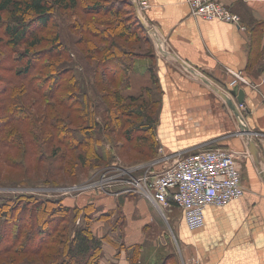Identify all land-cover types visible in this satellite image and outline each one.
<instances>
[{
	"label": "crops",
	"instance_id": "obj_1",
	"mask_svg": "<svg viewBox=\"0 0 264 264\" xmlns=\"http://www.w3.org/2000/svg\"><path fill=\"white\" fill-rule=\"evenodd\" d=\"M145 1L143 14L163 48L145 30L154 46L147 70L157 75L163 93L157 134L164 148L173 156L208 146L243 150L245 138L224 93L264 149V0H221L240 16L239 24L196 17L187 0ZM234 73L246 82H235ZM235 85L245 91L243 108L229 93ZM246 172L245 195L224 206L209 205L204 226L195 230L141 194L122 197L123 246L105 242L98 264H264V171L250 157ZM123 192L100 202L116 208ZM156 208L162 216L155 215ZM104 225L96 220L94 233L102 236ZM171 239L178 247L169 245Z\"/></svg>",
	"mask_w": 264,
	"mask_h": 264
},
{
	"label": "rangeland",
	"instance_id": "obj_2",
	"mask_svg": "<svg viewBox=\"0 0 264 264\" xmlns=\"http://www.w3.org/2000/svg\"><path fill=\"white\" fill-rule=\"evenodd\" d=\"M78 1L79 6H77L73 11L61 10L58 8L52 9L49 26L44 31L42 30L40 32V36L43 37V40L35 50L41 51L50 47V42L56 37V35L59 42H68L70 46L75 48L74 51L77 55L75 54L74 56L72 54V58H63L64 62H61V65L65 63V67H70V72H72L71 75L81 76V79L83 82H85V85L86 82H88L90 83L91 87L92 83H96L97 81L98 84H96L97 89L89 88V95L91 98H87L86 96L83 97L81 91L79 92V90H75L74 92H72L75 93L74 101L81 100L80 103H89V105L91 106V111L93 113L94 121H96V123H102L104 128L106 126L105 122H112L115 120V116H111V114L108 113V108L113 109V111L120 110L121 112L124 108L125 111L129 113L131 109H136L137 106L144 101L147 105V109L145 108L147 111L143 110L144 115L142 116H139L136 110L130 112L132 113L130 114V116L125 115V123L123 124V126H120V129L114 132L111 136L104 135L105 137L107 136L106 138H104L102 137V134L98 133V130L95 132V135L100 134V143L97 145V147H99L100 149L102 148L101 150L106 154V156H110L109 160L106 159V161H101V163H93L89 160L86 163L87 165H84L80 160L75 158L78 155L79 151H81V148H78L75 151H71L66 156V158H59L60 156L58 154L64 153V151H66V148L64 146H60L53 138L49 144H46L47 141L44 139V136L39 133L40 128L38 126L41 125V122H38L36 114H38L40 111L36 110L37 108L35 109V107H33L36 99L39 100V94L33 92L26 84L27 81L34 76H29L27 78L28 80L24 78L20 79L14 70H6L0 68V73L4 77L11 78L14 86L17 85L16 88L12 90L11 94L0 93V103L2 101L7 102L8 99L6 97H8L7 95L9 94L11 96L13 95L14 97L20 96L21 106L26 107V112H30L33 114V123H31V120H27L25 124L14 123L13 126L22 130L23 133L20 131L22 133L21 137L26 141L28 139V136H26V134L24 133L25 129L29 128L35 130L36 133L38 131V134H40V136L36 139V145L39 146L41 151L43 150L44 155L43 158L36 160L35 155L29 154L28 150L25 153L24 148L27 144L25 146L24 144H22L17 150L8 147H0V205H4L5 210H10L15 207L16 211L18 209H24L28 211L29 209H32L34 211H37L36 208L38 209V204L41 203L40 201H45L48 197H51L61 198L62 204L69 207V210L65 211L66 221L60 220L62 217L50 215L45 217H49L48 219H50L46 221V225L41 226L39 225V219L41 218L42 221L44 220L43 213H45V211H43V213H40V218L38 216L35 219H32V217L30 216L23 217V215L22 217H19L17 215L16 217H18L19 221H21L22 226L21 228H17V232L15 226L17 222H14L15 220L13 219L12 222H10V220H7L4 224V227L2 228V231L0 230V234H3L5 238L10 240L16 236V233L20 234L18 235L17 241L13 243H9L6 239L0 240L1 248L13 244V248L10 249L9 252L5 251L0 253V264H10V262L12 261H14L15 264H56L57 261H59L58 264H62L63 262H61V260L63 258L60 259L62 257V253L58 252L59 250H63V242L60 243V241H62L60 239V236L64 235L65 241H69V239L72 238L74 229L79 227L91 228L96 220H102L104 222L105 225L102 227V229H104L103 234H105L107 231H110L112 226L114 228L113 232L108 238L109 240H105L103 245L105 244V242L112 243V240L116 242L115 244L118 246V248H121L124 242L123 227L125 225V215L122 207L118 205L116 208L108 209L105 204L100 202V198L106 195H100L99 193L88 195L89 198L87 200L85 195H82L78 198L73 197V200L71 201L69 197L64 195V192L67 188L86 186L96 179H99L103 175L117 174V176L122 175V178H127V173L139 175L149 169L152 165L155 169H159L163 165V158L173 157V154H171L172 152L170 153L167 149H165L158 139L157 128L160 121L163 93L159 89L158 82L154 79H149L150 75L147 67L150 65V56L154 51L150 44L142 43L141 45H137L134 48L136 49L135 54L137 56L134 57L133 64H131L133 68L131 74H121L122 94L123 97H125V102L113 103L111 101V92H106H109L110 89L116 87L117 84L112 83L110 80H108V78H106L104 74H102V71V73H99L98 70L96 71V58L88 59V57H84L85 52H90V48L85 45V43L77 42L81 36L87 35V33L84 32L83 28L88 26L89 20L94 17V14L86 13V10H88L87 6H93L94 4L98 2L101 3L103 1H109L112 3L114 2L118 5V7L120 6V10L122 12H125V14L134 18L132 9L130 8L131 6L129 5V2L131 3V0ZM0 16V62L1 65L12 67V69H17L15 57L23 51V46L14 47L8 43L5 33H3L5 20L8 19V15L1 14ZM26 17L29 20H32V15H27ZM136 19L141 23L138 15ZM102 27L103 26L101 25L98 26V24H94L95 29H101ZM57 30H59V34ZM39 57L40 58L38 60V64L34 68L32 73L38 78H40L42 76V73L44 72L40 69V66L45 63L47 55ZM88 68H90V70H88ZM126 75L129 76L128 79ZM69 76L70 75L68 74V77ZM62 77H60L59 81H65L67 79V74L64 76V78ZM125 81L127 82L124 83ZM103 83L107 84L108 87L104 86L101 88V84ZM23 85L27 86L29 90H19L18 87ZM119 87L121 88V85H119ZM150 87L151 92H149ZM152 93L156 94L154 95ZM53 102L55 104V109L62 113L63 116L70 117L72 115V113H68V111L63 109V107L56 103V101L53 100ZM50 110L51 107H49V112L51 115L57 114V111L53 110V106L52 111ZM3 113L6 114V110H4ZM53 117H51L47 121V124L50 128L51 124H53ZM96 123L92 124L95 126ZM147 126L150 128L146 130L147 132H145L148 134L146 135L147 141L144 140V142L152 145V148L145 151L141 150L143 148H141V143L140 141H138L139 137L136 136L143 135L142 127ZM105 129L104 131L105 133H107V129ZM129 131L131 136L130 138H128L127 134L129 133ZM28 147L30 148V143H28ZM207 148H209V146ZM67 158H73L74 160L71 159L69 161L70 163H68ZM247 160H241L244 187L245 175L247 173ZM60 165H63L64 168L70 166L76 169L77 172L72 176L71 174H62V170H58V166ZM127 185L128 184H126L125 182H122L121 185L118 186V190L122 189V191H124L120 196V199L125 196L131 197L133 193H136L133 191L131 192V190L126 188ZM82 199L83 201L79 203V201H81ZM86 203H88V205H91L92 210L83 206ZM153 204L155 203L153 202ZM50 205L57 209L55 205ZM76 207H78L79 209H77ZM154 210L155 207H152V211ZM162 211L163 214L165 211L167 217H171L172 219H182V210L179 207L173 208L169 206ZM155 215L162 216L158 209L157 214ZM92 220L95 221L91 223ZM30 226H35L33 228V231H37V233L40 234L37 240L34 239L31 242L33 246L39 242L40 238H46L47 233L50 234V238L56 237V239L53 242L51 241L49 243H45L43 247L35 249L36 251L32 253H26L22 251L17 254L15 252L17 248H25V251L31 252L30 250L26 249L28 248L27 246L23 245V239ZM169 245L173 246V248L178 247V245H176L175 243V240L172 239L169 241ZM145 252H147L148 254L150 252V248H147ZM147 254L146 257H142V261H144L145 258L147 260ZM102 256L103 255H101V258ZM146 260L143 263H145Z\"/></svg>",
	"mask_w": 264,
	"mask_h": 264
},
{
	"label": "trees",
	"instance_id": "obj_3",
	"mask_svg": "<svg viewBox=\"0 0 264 264\" xmlns=\"http://www.w3.org/2000/svg\"><path fill=\"white\" fill-rule=\"evenodd\" d=\"M129 5L131 6L130 8L132 9V14L135 19L125 14V12H122L120 10V6L118 7V5L114 2L103 1L101 3L98 2L93 6H87L88 10H86V13L94 14V17L89 20V25L83 28L87 35L81 36L77 41L78 43H85V45L90 48V52H85L84 57H88V59L96 58V71L98 70L99 73L102 71L103 73H101L104 74L108 80L117 84L116 87H113L109 92H106H111V101L113 103L125 102V97H123L122 94L121 74H131L133 69L131 64H133L134 57L137 56L135 54L136 49L134 48L142 43H147L150 44L154 50L151 36L145 31L143 25L136 19L137 13L132 1L131 3L129 2ZM77 6H79L78 0H0V15H8V19L5 20L3 29V33H5L7 41L14 47L23 46V51L15 57L17 69L1 65V62L0 68L14 70L20 79L24 78L28 80L27 78L29 76H34L29 79L26 84L33 92L39 94V100L36 99L33 106L35 109L37 108L36 110L40 111L36 114L38 122H41V125L38 126L40 128L39 133L44 136V139L47 141L46 144H49L53 138L60 146H64L66 148L64 153L58 154L60 156L59 158H66L71 151L81 148L78 155L74 157L80 160L82 164L87 165L86 163L89 160L93 163H101V161H106V159L109 160L110 158V156H106V154L102 152V148L100 149L97 147L100 143V134H102V137L104 138L111 136L114 132L120 129V126H123L125 123V115L130 116V114H132L130 112L136 110L137 114L142 116L144 115V111H147V105L143 101L136 109H131L129 113L125 111L124 108L122 109V112L120 110L113 111V109L108 108V113H110L111 116H115V120L112 122H105V128L107 129V133H105L103 124H100L99 122L96 123V121H94L89 103H80L81 100L74 101L75 93H72L75 90H79V92L81 91L83 97L86 96L87 98H91L89 95V88L97 89L96 84H98V81L96 83L93 82L91 87L88 82H86L85 85L81 76L71 75L72 72H70V67H65V63L61 65V62H64L63 58H72V54L75 56V48L70 46L68 42H59L56 35V37L50 42V47L41 51L35 50L43 40V37L40 36V32L42 30L44 31L49 26L52 9L58 8L61 10L73 11ZM27 15H32V20H29L26 17ZM94 24H98V26L101 25L103 27L101 29H95ZM57 31L59 34V30ZM43 55H47V58L45 63L40 66V69L45 73L43 72L42 76L38 78L32 73L38 64V60L40 58L39 56L42 57ZM90 68H88V70H90ZM66 74L67 79L65 81H59L60 77L63 76L62 78H64ZM68 74L70 75L69 77ZM126 77L127 79L129 78L127 75ZM155 77H157V75L151 72L149 79L153 80ZM126 82L127 81L124 83ZM13 84L14 83L11 78L4 77L0 73V93L11 94L12 90L17 86H14ZM119 85H121V88ZM27 86L23 85L18 88L21 91H28L29 89ZM104 86L108 87L107 84H101V88ZM149 92H151V87ZM10 94L6 97L8 99L7 102L2 101L0 103V147H8L17 150L22 144H24V146L27 144L24 148L25 153L28 150L29 154L35 155L36 160H39L43 158L44 155L43 150L41 151L39 146L36 145V139L40 136L38 131L36 133L35 130L29 128L25 129L24 133L28 136L26 141L21 137V134L23 133L22 130L13 126L14 123L25 124L27 120H31V123H33V114L26 112V107L21 106L20 96L14 97ZM152 94L155 95L156 93ZM53 100L63 107V109L67 110L68 113H72V115L70 117L63 116L62 113L55 109ZM52 106L53 110L57 111L56 115H51L49 112V107H51L50 111H52ZM4 110H6V114L3 113ZM51 117H53V124H51L50 128L47 121ZM92 123H96V125L94 126ZM149 128L150 127L148 126L142 127L143 135L136 136L139 137L138 141H140V146L143 148L141 150L147 151L152 148V145L144 142V140L147 141L146 135L148 133L145 132H147L146 130ZM97 130L100 134L95 135ZM127 134L128 138H130V131ZM104 135L107 136L105 137ZM28 143H30V148L28 147ZM67 159L68 163H70L69 161L71 159L74 160L73 158ZM58 170H62V174H71V176L77 172L76 169L70 166L64 168L63 165L58 166ZM88 198V195H86V199ZM120 198L121 197H119V206L122 204V199ZM40 202L41 203L38 204V209L36 208L37 211L32 209H29V211L18 209L16 211L15 207L10 210H5L4 205H0V230L2 231V228L7 220L12 222L13 219L15 220L14 222H17L15 224L17 232V228L22 227L21 221H19L18 217H16L17 215L19 217H22L23 215V217L30 216L32 219H35L38 216L40 218V213H43V211H45V213H43L44 220L42 221L41 218L39 219L40 226L46 225V221L50 219H48L49 217H45L50 215L62 217L60 220L66 221L65 211H68L69 207L62 204L61 198L48 197L45 201ZM50 204L55 205L57 209L52 207ZM172 205H174L173 201ZM83 206L92 210L91 205H88V203ZM76 208L79 209L78 207ZM95 220H92L91 223ZM34 227L35 226H30L23 239V245L27 246L28 248L26 249L31 252L25 251V248H17L15 251L17 254L22 251L32 253L36 251L35 249L43 247L45 243H49L51 241L53 242L56 239V237L50 238V234L47 233L46 238H40L39 242L33 246L31 242L34 239L37 240L39 238L38 236H40L37 231H33ZM113 230L114 228L112 226L110 231H107L102 236H99L94 233L92 226L91 228L79 227L74 229L72 238L69 239V241H65V236L61 235L60 239L62 241H60V243L63 242V250H59L58 252L62 253V257L60 258H63L61 260V262H63L62 264H98L102 255L103 243L105 240H109L108 238ZM19 234L20 233H16V236L11 240L5 238L3 234H0V240L6 239L9 243H13L17 241ZM111 242L114 241L111 240ZM12 246L13 244L7 245L3 248L0 247V253L5 251L9 252L10 249L13 248ZM58 262L59 261H57L56 264H58ZM10 264L15 263L12 261Z\"/></svg>",
	"mask_w": 264,
	"mask_h": 264
},
{
	"label": "built area",
	"instance_id": "obj_4",
	"mask_svg": "<svg viewBox=\"0 0 264 264\" xmlns=\"http://www.w3.org/2000/svg\"><path fill=\"white\" fill-rule=\"evenodd\" d=\"M136 1L141 9L145 0ZM191 13L206 20H222L240 23V16L221 0H187ZM235 82H246V78L234 73ZM264 103V93L262 95ZM243 108L244 104H240ZM244 117L242 116L241 119ZM167 158V159H166ZM250 158L248 149L235 150L228 147H212L163 158V165L155 169L152 165L139 175H103L86 186L67 188L64 195L77 198L99 193L116 195L122 182L131 192L147 197L160 208H181L182 217L190 230L205 224V211L209 205L224 206L241 199L245 193L241 160ZM128 172V171H127ZM116 188V190H115Z\"/></svg>",
	"mask_w": 264,
	"mask_h": 264
},
{
	"label": "water",
	"instance_id": "obj_5",
	"mask_svg": "<svg viewBox=\"0 0 264 264\" xmlns=\"http://www.w3.org/2000/svg\"><path fill=\"white\" fill-rule=\"evenodd\" d=\"M133 3L135 6L137 15H138L143 27L151 35L154 36V38L156 39V42L158 44L159 49L161 48L163 50V48L160 46V41H159L158 35L156 34V29H155L154 25L143 14L138 3L136 1H134ZM238 87H239L238 85H235L232 89L229 90V93L232 94L236 98L237 103L244 104V102H245V91L243 88H238ZM216 89H217V91H219L218 88H216ZM222 94L224 95L223 97L226 100V102L228 103V105L235 111V116H236L237 122H238L240 130H241L240 132L244 135V138H245V147L248 149L250 157H251V159H253V163L256 165L259 172L262 173L264 171V149L257 142V140L254 139V137H253L254 131H252L248 127V124L245 122V120L240 119V116H239V113L236 109L234 101L231 98H229L228 95H226L224 93H222Z\"/></svg>",
	"mask_w": 264,
	"mask_h": 264
}]
</instances>
